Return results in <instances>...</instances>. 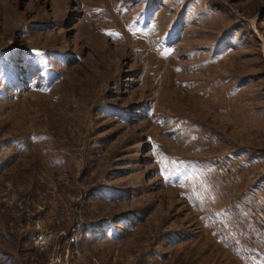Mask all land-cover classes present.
<instances>
[{"label": "rangeland", "instance_id": "374dc122", "mask_svg": "<svg viewBox=\"0 0 264 264\" xmlns=\"http://www.w3.org/2000/svg\"><path fill=\"white\" fill-rule=\"evenodd\" d=\"M0 264H264V0H0Z\"/></svg>", "mask_w": 264, "mask_h": 264}, {"label": "built area", "instance_id": "2783aa9c", "mask_svg": "<svg viewBox=\"0 0 264 264\" xmlns=\"http://www.w3.org/2000/svg\"><path fill=\"white\" fill-rule=\"evenodd\" d=\"M52 237V234L48 235L47 233L43 232L37 235L36 242L39 245H47L51 241Z\"/></svg>", "mask_w": 264, "mask_h": 264}]
</instances>
